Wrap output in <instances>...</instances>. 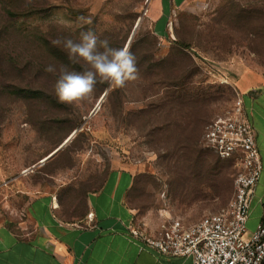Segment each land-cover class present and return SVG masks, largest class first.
Returning a JSON list of instances; mask_svg holds the SVG:
<instances>
[{"label": "rangeland", "instance_id": "rangeland-1", "mask_svg": "<svg viewBox=\"0 0 264 264\" xmlns=\"http://www.w3.org/2000/svg\"><path fill=\"white\" fill-rule=\"evenodd\" d=\"M148 2L0 0V224L29 226L27 205L44 193L76 217L111 169L135 172L128 204L150 233L169 218L193 224L233 197V164L205 145L203 128L242 78L264 82V0H191L172 12L163 39ZM89 29L114 48L131 38L139 79L111 90L98 83L81 104L61 103L59 67L84 66L51 41Z\"/></svg>", "mask_w": 264, "mask_h": 264}, {"label": "crops", "instance_id": "crops-1", "mask_svg": "<svg viewBox=\"0 0 264 264\" xmlns=\"http://www.w3.org/2000/svg\"><path fill=\"white\" fill-rule=\"evenodd\" d=\"M190 1L149 0L147 12L152 14L158 37L169 35L172 12ZM160 19L166 20L167 33L159 32ZM240 81L239 92L262 161L246 221L249 234L264 219V82H250L246 77ZM134 178L130 169L109 170L101 187L89 193L85 211L76 217L65 216L55 196H34L27 205L29 226L20 230L9 222L0 224V264H193L192 256L142 250L132 239L129 225L135 212L128 194Z\"/></svg>", "mask_w": 264, "mask_h": 264}, {"label": "built area", "instance_id": "built-area-1", "mask_svg": "<svg viewBox=\"0 0 264 264\" xmlns=\"http://www.w3.org/2000/svg\"><path fill=\"white\" fill-rule=\"evenodd\" d=\"M203 141L219 157L232 161L235 190L227 205L193 224L166 219L155 233L134 220L130 235L142 250L192 256L193 264H264V219L249 234L246 227L262 161L241 93L207 122Z\"/></svg>", "mask_w": 264, "mask_h": 264}, {"label": "clouds", "instance_id": "clouds-1", "mask_svg": "<svg viewBox=\"0 0 264 264\" xmlns=\"http://www.w3.org/2000/svg\"><path fill=\"white\" fill-rule=\"evenodd\" d=\"M79 20L86 24L92 21L85 17ZM51 43L61 46L67 52L70 63L83 62V70H70L67 66L59 67V75L54 85V92L59 102L79 105L91 98L96 85L106 84L108 89L124 88L127 83L139 79L136 56L129 47L114 48L107 38L89 29L81 32L79 40L58 36ZM44 71L55 74L57 68L49 64Z\"/></svg>", "mask_w": 264, "mask_h": 264}, {"label": "water", "instance_id": "water-1", "mask_svg": "<svg viewBox=\"0 0 264 264\" xmlns=\"http://www.w3.org/2000/svg\"><path fill=\"white\" fill-rule=\"evenodd\" d=\"M138 24H139V21H138V23L136 24V26H135V28L138 26ZM131 39V38H130ZM130 39H129V41H128V43H127V45H126V47H128V45H129V43H130ZM105 95H106V92H104L103 93V95H102V97L100 98V100H99V102H98V104L102 101V99L105 97ZM74 134V132H71L65 139V142H67L71 137H72V135ZM65 142H62V143H60L54 150H52L50 153H48L46 156H45V158H44V160L43 161H45V160H47L48 158H50V157H52L64 144H65Z\"/></svg>", "mask_w": 264, "mask_h": 264}, {"label": "trees", "instance_id": "trees-1", "mask_svg": "<svg viewBox=\"0 0 264 264\" xmlns=\"http://www.w3.org/2000/svg\"><path fill=\"white\" fill-rule=\"evenodd\" d=\"M206 124H207V123H206ZM206 124H205V125H206ZM204 127H205V126H204ZM203 132H204V128H203ZM212 151H213V150H212ZM215 154H216V153H215ZM220 158H221V157H220ZM231 162H232V161H231ZM100 187H101V186H100ZM98 189H99V188H98ZM130 191H131V190H130ZM128 195H129V194H128Z\"/></svg>", "mask_w": 264, "mask_h": 264}]
</instances>
